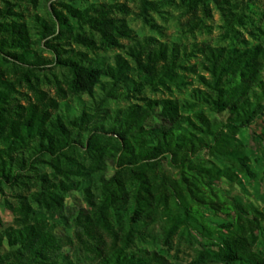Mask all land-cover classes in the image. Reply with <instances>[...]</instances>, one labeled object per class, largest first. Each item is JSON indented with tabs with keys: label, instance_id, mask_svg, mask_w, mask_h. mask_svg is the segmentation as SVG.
<instances>
[{
	"label": "trees",
	"instance_id": "16d2710c",
	"mask_svg": "<svg viewBox=\"0 0 264 264\" xmlns=\"http://www.w3.org/2000/svg\"><path fill=\"white\" fill-rule=\"evenodd\" d=\"M3 1L0 194H19L16 204L5 201L16 227L5 231L8 252L1 251L0 236V264H171L157 251L134 250L136 242H147L154 224L168 247L175 238L202 246L189 264H264V211L230 198L218 185L222 180L242 185L243 176L255 177L240 135L264 119V32L258 44L243 39L236 46L245 15L230 12L227 0H140L139 17L156 31L152 13L161 14L166 6L183 10L186 34L209 29V3H214L232 45L193 44L188 50L176 41L137 38L118 16L127 14L125 4L81 10L58 2L66 13L51 4L50 20L35 16L40 38L34 40L25 22L8 21L19 15L14 3ZM67 43L86 52L66 48ZM115 49H124L125 56L117 54L114 65L88 53ZM191 58L199 60L187 65ZM54 68L68 72L65 88L55 80L57 98L42 89L37 74ZM186 73L196 74L203 86L193 88L192 101L143 96L146 88L185 87ZM24 84L33 94L26 104L14 96ZM96 88L103 94L95 107L70 116L66 97L85 94L95 100ZM202 105L226 117L188 114ZM156 116L165 123L150 131L147 123ZM260 140L264 147V133ZM107 162L115 170L111 178L103 176ZM97 175L95 196L91 187ZM73 191H84L90 209L81 212L72 240L66 241L54 233L51 220ZM219 215L221 221L210 218ZM68 245L71 253L64 252Z\"/></svg>",
	"mask_w": 264,
	"mask_h": 264
},
{
	"label": "rangeland",
	"instance_id": "374dc122",
	"mask_svg": "<svg viewBox=\"0 0 264 264\" xmlns=\"http://www.w3.org/2000/svg\"><path fill=\"white\" fill-rule=\"evenodd\" d=\"M15 4V12L19 15L18 17L10 18V20H20L25 22L31 28V36L34 40L40 38L37 30V23L35 16L43 17L46 20L51 18V4L56 5L59 10L64 13L65 10L57 6L58 2H65L84 10L87 7H98L103 3H119L125 4L128 8L126 15L119 14L118 16L124 17L128 23V26L134 31L137 38L143 39L145 37L153 36L162 42H172L176 41L180 44L187 46L188 50L192 48L193 44L198 46L209 43L213 46H230L232 45L228 38L224 37V19L219 10L216 9L214 3H209L211 9V16L206 19V24L209 29L204 32L195 31L193 34H186L181 31L182 24L188 19V16L184 14V11L176 8L175 6L164 7L161 14L152 13L150 15V20L153 24L159 26L156 31L152 29L148 24H146L141 17H139V6L140 0H52L51 2H46L38 0L34 3V0H9ZM159 1V0H155ZM177 1L178 0H174ZM228 5L226 7L228 10L234 14L245 15V26L238 28L241 32V38L239 42H236V46L242 45V40L245 39L250 46L258 44L263 36L264 32V0H227ZM4 7V1L0 0V8ZM251 9H250V8ZM162 34V35H161ZM98 39V38H97ZM122 43L125 46L131 44L130 40H123ZM74 48L75 50H80L86 52V49L82 46H78L73 43H67L66 48ZM89 57L94 60H103L106 64L114 65L115 56L117 54L124 55V49H115L110 51L97 50L95 52H88ZM46 58H51V54L47 51L43 53ZM198 58H191L187 65L196 64ZM131 65L134 64L131 62ZM27 68L28 65H22ZM7 68L12 69V65L8 64ZM15 70V69H13ZM201 73V71H198ZM67 71L63 68H54L52 70H42L38 69L37 74L42 81V89L47 91L51 97L57 98V92L55 88V80L60 81L65 88V80ZM204 74V73H202ZM206 75V74H204ZM12 80L15 75L12 74L10 77ZM186 80L188 85L177 89L172 87L171 90H166L164 88L159 89L156 92L151 91L149 88L143 93V96L152 99H162L171 98L179 101L180 103H185L192 101L191 93L193 88L203 89V86L199 84L196 74L186 73ZM106 81V79H103ZM96 99H92L88 95H81L79 97L68 95L64 102L67 103V108H69L70 116H74L79 113V111L84 107L94 108L100 96H102V91L96 88ZM14 96L20 100L21 103L26 104L29 99H33L32 92L24 84L18 88L17 93ZM61 102V100H59ZM62 102V103H64ZM134 102V101H133ZM122 107L128 105V103H121ZM159 110V109H158ZM203 112L209 118H225L226 115H216L210 111L206 105H202L193 111H188V114L193 115L194 112ZM165 122L160 117L156 116L149 120L147 123V129L150 131H155L160 128ZM264 133V119L256 123L250 129L245 130L241 133L240 138L245 143L247 147V155L249 157V164L255 177H242V185H231L229 182L222 180L218 182V185L224 190L227 196L236 199L246 206L254 207L259 210L264 211V147L263 142L260 140ZM111 136V135H109ZM84 151V148L81 149ZM207 158H211L208 156ZM107 170L104 173L105 178H111L115 175V170L111 163L107 162ZM42 172H50L48 166H39ZM82 180V179H80ZM100 177L94 176L93 185L91 187L92 193L96 196L98 195V184ZM33 188H31V191ZM28 191H26L27 193ZM16 194L19 191L5 190L3 194H0V217L2 219V225L0 226V236H2V252H8L10 247L7 242L5 231L10 228L16 227L15 217L9 209L5 206V201L16 204ZM90 209L89 204L85 199L84 191H73L64 195V206L60 213H55L53 219L51 220L52 229L59 237L64 238L66 241L73 238L74 222L78 219L79 215L83 211H88ZM223 215L210 216L214 221H221ZM150 238L147 242H136L134 250H150L157 251L164 255L171 264H189L197 258V251L202 250V246L195 243L190 244L185 239L175 238L173 240L172 247H168L163 242V233L158 224H154L149 228ZM256 234H252L254 238ZM72 247L68 245L65 249V253H71ZM205 264H217L212 261H208Z\"/></svg>",
	"mask_w": 264,
	"mask_h": 264
}]
</instances>
